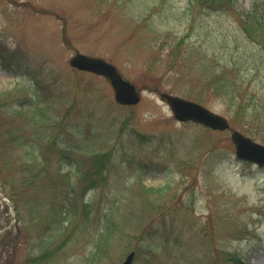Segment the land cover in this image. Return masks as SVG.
<instances>
[{
    "label": "rangeland",
    "instance_id": "obj_1",
    "mask_svg": "<svg viewBox=\"0 0 264 264\" xmlns=\"http://www.w3.org/2000/svg\"><path fill=\"white\" fill-rule=\"evenodd\" d=\"M229 1L0 0V264H120L132 251V264H264V167L159 97L264 145V0ZM77 52L115 65L139 103L74 71Z\"/></svg>",
    "mask_w": 264,
    "mask_h": 264
},
{
    "label": "water",
    "instance_id": "obj_2",
    "mask_svg": "<svg viewBox=\"0 0 264 264\" xmlns=\"http://www.w3.org/2000/svg\"><path fill=\"white\" fill-rule=\"evenodd\" d=\"M69 65L109 81L116 103L131 106L139 102V91L123 79L112 64L100 58L78 53L70 59ZM160 100L168 105L174 118L180 122H192L217 131H224L229 128V123L225 117L204 108L198 103L167 93H161ZM230 139L235 147L237 159L264 166V145L252 141L236 130L232 131ZM132 257L133 253L129 254L122 264H131Z\"/></svg>",
    "mask_w": 264,
    "mask_h": 264
},
{
    "label": "trees",
    "instance_id": "obj_3",
    "mask_svg": "<svg viewBox=\"0 0 264 264\" xmlns=\"http://www.w3.org/2000/svg\"><path fill=\"white\" fill-rule=\"evenodd\" d=\"M196 1H197V3H201V4H203V3L209 4L212 7H215V6L219 7V6H221L223 4H226V3H228V5H229V3H230L229 0H196ZM260 4H264V1L261 2ZM260 8L263 11L264 10V5H263V8L262 7H260ZM262 11H260V12H262ZM257 37L259 38V40L257 42H259L260 46L264 50V28L259 31ZM17 111L18 110H16V116L19 118V113L20 112H17ZM27 112H24V115L22 117H28L29 115H31L30 113H27ZM41 115H42L41 113H32V116H33L34 119L40 118ZM99 164H100V161H97L96 164H95V167L91 170V172H94V175H91V172L82 175V181L84 183V190H86L87 188H91V187H95L96 186V184L98 182V178L95 177V176H97L100 173L99 170H98ZM143 189H144V191H142L143 194L145 192H150L151 190H153V189H149V188H145V187ZM160 190H162V188ZM160 190L159 189L154 190L153 193H158ZM148 199H151V200H149V203H151V204L152 203H156L158 201V199H156V198L152 199V198L148 197ZM107 237H109V236H107ZM96 247L100 248V245H96ZM49 256H50V253L44 252V253H42V255L39 256L38 259L48 258ZM226 261L227 262H233V264H245L242 261V259L240 257H237V256H235V258L232 257L231 259H227Z\"/></svg>",
    "mask_w": 264,
    "mask_h": 264
},
{
    "label": "bare ground",
    "instance_id": "obj_4",
    "mask_svg": "<svg viewBox=\"0 0 264 264\" xmlns=\"http://www.w3.org/2000/svg\"><path fill=\"white\" fill-rule=\"evenodd\" d=\"M254 264H256L255 262H253Z\"/></svg>",
    "mask_w": 264,
    "mask_h": 264
}]
</instances>
